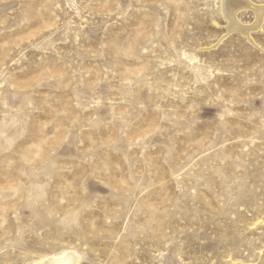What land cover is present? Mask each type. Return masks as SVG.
I'll use <instances>...</instances> for the list:
<instances>
[{"label": "rangeland", "instance_id": "374dc122", "mask_svg": "<svg viewBox=\"0 0 264 264\" xmlns=\"http://www.w3.org/2000/svg\"><path fill=\"white\" fill-rule=\"evenodd\" d=\"M248 2L244 31L225 0H0V264L260 262Z\"/></svg>", "mask_w": 264, "mask_h": 264}, {"label": "bare ground", "instance_id": "6f19581e", "mask_svg": "<svg viewBox=\"0 0 264 264\" xmlns=\"http://www.w3.org/2000/svg\"><path fill=\"white\" fill-rule=\"evenodd\" d=\"M245 6L246 7L249 6L248 0H225V13L230 15L229 20H230L231 27L243 29L245 31L244 28H247V27L243 28L239 26V23L237 21V16H236L237 11L240 10L241 8H244ZM255 9L256 10L254 11H256L257 17L261 18L260 16L262 15L264 11L263 8L259 6V7H255ZM258 20H261V19H258ZM74 255L69 252V253H63L58 257L53 256L54 258L49 260L48 264H74L75 263ZM39 264H46V263L40 262ZM258 264H264V252L262 253L261 260Z\"/></svg>", "mask_w": 264, "mask_h": 264}]
</instances>
